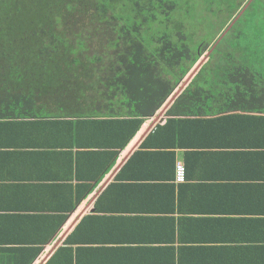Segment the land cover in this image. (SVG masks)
Segmentation results:
<instances>
[{
    "label": "crops",
    "instance_id": "1",
    "mask_svg": "<svg viewBox=\"0 0 264 264\" xmlns=\"http://www.w3.org/2000/svg\"><path fill=\"white\" fill-rule=\"evenodd\" d=\"M200 58L78 203L103 161L83 156L76 167L72 144H115V128L94 134L67 119L0 125V264L38 247L32 264H264V88L242 98L209 88L223 97L197 105L222 114L157 130L209 63ZM177 163L186 169L182 184Z\"/></svg>",
    "mask_w": 264,
    "mask_h": 264
},
{
    "label": "trees",
    "instance_id": "2",
    "mask_svg": "<svg viewBox=\"0 0 264 264\" xmlns=\"http://www.w3.org/2000/svg\"><path fill=\"white\" fill-rule=\"evenodd\" d=\"M247 1L0 0V125L67 119L65 124L74 130L87 125L94 134L113 126L115 144H72L77 147L71 154L76 167L83 156L97 155L103 161L95 184L85 185L78 203L213 46L200 44L193 51L194 35L185 24L196 22V16L202 21L222 16V31L233 24ZM228 66L222 65L213 77L216 86L206 87L209 81L200 84L204 69L200 70L166 112L170 118L165 125L157 130L222 114L221 107L205 110L197 103L207 97H223V92L210 94L209 88H224L225 75L229 92L236 98L251 88H264L263 75ZM66 217L59 218L55 231ZM40 251L41 247L22 251L16 263L32 264Z\"/></svg>",
    "mask_w": 264,
    "mask_h": 264
},
{
    "label": "rangeland",
    "instance_id": "3",
    "mask_svg": "<svg viewBox=\"0 0 264 264\" xmlns=\"http://www.w3.org/2000/svg\"><path fill=\"white\" fill-rule=\"evenodd\" d=\"M242 5L243 8L233 24H229L222 31V16L219 19L209 17L205 21L196 16V22L185 24L189 33L194 35L191 45L193 51L199 49L200 44H213L200 58L201 60L209 56V63L205 64L200 80V84L204 86V81L211 82L210 85L206 84V87L216 86L213 77L218 74L222 65L232 68L247 67L264 76V0H248ZM225 77L227 85L224 87L228 88L229 78L227 75Z\"/></svg>",
    "mask_w": 264,
    "mask_h": 264
},
{
    "label": "built area",
    "instance_id": "4",
    "mask_svg": "<svg viewBox=\"0 0 264 264\" xmlns=\"http://www.w3.org/2000/svg\"><path fill=\"white\" fill-rule=\"evenodd\" d=\"M175 183L182 184L186 181V169L181 163H177L175 166Z\"/></svg>",
    "mask_w": 264,
    "mask_h": 264
},
{
    "label": "water",
    "instance_id": "5",
    "mask_svg": "<svg viewBox=\"0 0 264 264\" xmlns=\"http://www.w3.org/2000/svg\"><path fill=\"white\" fill-rule=\"evenodd\" d=\"M194 71H196V69H195ZM190 78H191V76L189 75V76L185 79V82L182 83L181 87L185 86L186 83L189 81ZM175 96H176V95L174 94V95L168 100V102H167L166 104L168 105L169 103H171L172 100L175 98Z\"/></svg>",
    "mask_w": 264,
    "mask_h": 264
}]
</instances>
